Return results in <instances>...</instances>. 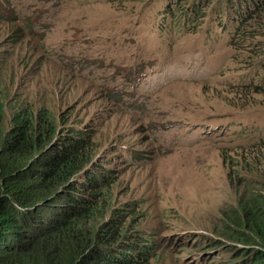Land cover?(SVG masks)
<instances>
[{
	"label": "rangeland",
	"instance_id": "obj_1",
	"mask_svg": "<svg viewBox=\"0 0 264 264\" xmlns=\"http://www.w3.org/2000/svg\"><path fill=\"white\" fill-rule=\"evenodd\" d=\"M0 4L4 129L25 109L53 116L59 129L93 130L96 160L105 157L116 176L103 204L133 209L127 225L155 231L152 264L238 261L215 249L252 246L224 234L234 231L226 220L240 214L237 179L246 176L234 166L264 138V123L247 119L250 108L230 106L235 92L225 79L249 76L231 61V35L219 29L209 41L204 22L197 33L159 34L151 21L161 0ZM237 118L247 132L235 126L223 138L209 135L212 121Z\"/></svg>",
	"mask_w": 264,
	"mask_h": 264
},
{
	"label": "trees",
	"instance_id": "obj_2",
	"mask_svg": "<svg viewBox=\"0 0 264 264\" xmlns=\"http://www.w3.org/2000/svg\"><path fill=\"white\" fill-rule=\"evenodd\" d=\"M214 2L218 3L210 7ZM207 4L208 0H161L151 22L161 35L175 29L197 33L203 22L209 41L219 29L228 32L235 52L231 61L249 74L247 81L225 79V90L235 92L230 106L250 108L247 119L264 123V0ZM21 112L6 131L0 101V264H152L160 241L155 231L128 226L133 209L119 213L103 204L116 176L105 157L96 160L89 140L93 130L81 125L59 129L46 112L39 117L34 111ZM242 119L212 121L209 135L223 138L235 126L247 132L250 128ZM256 131L262 130L254 127L250 132ZM246 151L250 157L234 166L237 170L242 165L246 175L237 179L240 214L226 220L234 231L224 235L252 246L220 245L216 251L240 258L220 264H264V138ZM110 211L115 214L107 218Z\"/></svg>",
	"mask_w": 264,
	"mask_h": 264
}]
</instances>
